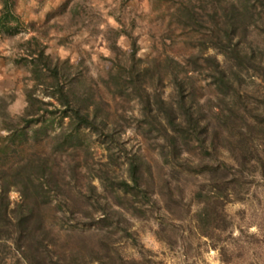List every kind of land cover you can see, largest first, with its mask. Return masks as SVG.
Listing matches in <instances>:
<instances>
[{"label":"rangeland","instance_id":"1","mask_svg":"<svg viewBox=\"0 0 264 264\" xmlns=\"http://www.w3.org/2000/svg\"><path fill=\"white\" fill-rule=\"evenodd\" d=\"M12 1L17 21L9 24L15 31H0V121L4 112L12 121L23 112L25 90L32 81L25 61L16 60L26 53L21 44L35 35L46 53L67 60L95 88L109 118L120 123L116 134L131 149L127 151L150 164L149 201L133 199L142 213L131 216L133 210L124 201L142 244L136 250L128 239H120L126 256L139 258L141 264H264V79L256 70L241 67V99L229 90L227 101L213 83L207 59L223 60L212 36L219 31L215 23L222 26L223 6L239 0ZM250 11L244 32L234 34L242 52L264 48V12ZM132 64L144 72L143 97L126 81ZM110 75L126 84L121 93L104 83ZM153 89L175 107L178 132H170L179 136L176 153L159 125L166 123L165 112L154 101ZM228 106L236 111L231 113L234 125L220 122ZM186 109L197 114L200 126L217 127L213 140L209 131L197 137L186 127ZM6 134L0 125V139ZM90 142L87 162L94 175L105 167L109 174L123 176L121 152L114 151L110 158L101 136L91 135ZM82 152L75 159L83 166ZM221 160H232L235 168L228 170L226 179L213 180L210 168ZM230 178L233 195L227 201L218 191L213 228L209 236L200 235L194 228L197 194L210 193L216 184L227 192L222 180ZM9 196L12 204L18 197L14 190Z\"/></svg>","mask_w":264,"mask_h":264},{"label":"trees","instance_id":"2","mask_svg":"<svg viewBox=\"0 0 264 264\" xmlns=\"http://www.w3.org/2000/svg\"><path fill=\"white\" fill-rule=\"evenodd\" d=\"M12 4V0H1L0 31L9 34L15 31L9 24L11 19L17 21ZM251 8H257L258 14L264 12V0L231 2L222 8V26L215 23L219 31L212 36L224 58L207 59L212 64L213 83L227 101L229 90L241 99L237 89L241 67L256 70L264 79V48L242 52L234 40V34L244 32L245 23L252 17ZM21 46L26 53L16 62L25 61L32 85L25 90L26 103L16 121L5 112L0 121L7 131L0 139V264H141L139 258L126 256L119 243L120 239H128L132 248H142L126 213L128 207L123 205L126 200L131 206V216L142 213L133 199L149 201L150 164L139 154L127 151L131 149L116 134L120 123L109 118L104 100L76 68L67 60L52 58L35 35ZM126 73V81L143 97L144 72L132 64ZM104 83L108 87L113 84L120 93L126 85L113 75ZM145 97L144 107H148L149 94ZM152 97L164 109L166 123L159 121V125L171 139L172 153H176L179 136L170 132H178L175 107L164 102L155 89ZM182 97L179 103L183 107ZM228 109L220 122L234 125L231 115L236 111L234 106ZM197 117L186 109V127L197 137L199 132L209 131L213 140L217 127L200 126ZM240 117L242 123L246 121ZM93 134L101 136L108 157H113L114 151L121 152L123 176L109 174L105 167L94 175L87 162L92 156ZM79 150L83 151V166L75 159ZM231 161L221 160L210 168L213 180L229 177L228 170L235 168ZM222 182L227 192L216 184L210 193L196 196L200 206L195 212L194 228L202 236H209L213 228L218 191L227 201L233 195L234 178ZM13 190L18 197L12 204L9 193ZM111 194L113 197H109Z\"/></svg>","mask_w":264,"mask_h":264}]
</instances>
